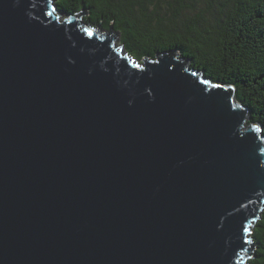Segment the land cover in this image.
<instances>
[{
    "label": "water",
    "instance_id": "95a60500",
    "mask_svg": "<svg viewBox=\"0 0 264 264\" xmlns=\"http://www.w3.org/2000/svg\"><path fill=\"white\" fill-rule=\"evenodd\" d=\"M83 15L0 0V264H248L261 130L231 87Z\"/></svg>",
    "mask_w": 264,
    "mask_h": 264
},
{
    "label": "trees",
    "instance_id": "16d2710c",
    "mask_svg": "<svg viewBox=\"0 0 264 264\" xmlns=\"http://www.w3.org/2000/svg\"><path fill=\"white\" fill-rule=\"evenodd\" d=\"M57 13L82 16L120 38L135 61L173 52L208 82L231 87L248 125L264 137V0H54ZM248 264H264V208L251 228Z\"/></svg>",
    "mask_w": 264,
    "mask_h": 264
},
{
    "label": "rangeland",
    "instance_id": "374dc122",
    "mask_svg": "<svg viewBox=\"0 0 264 264\" xmlns=\"http://www.w3.org/2000/svg\"><path fill=\"white\" fill-rule=\"evenodd\" d=\"M82 21V20H81ZM113 35L116 37V46L118 47V48H120L121 47V45H120V38H119V35L117 34V33H113ZM124 53V52H123Z\"/></svg>",
    "mask_w": 264,
    "mask_h": 264
},
{
    "label": "snow or ice",
    "instance_id": "6c2138e0",
    "mask_svg": "<svg viewBox=\"0 0 264 264\" xmlns=\"http://www.w3.org/2000/svg\"><path fill=\"white\" fill-rule=\"evenodd\" d=\"M245 231H247V229H245ZM250 243V241H248Z\"/></svg>",
    "mask_w": 264,
    "mask_h": 264
}]
</instances>
